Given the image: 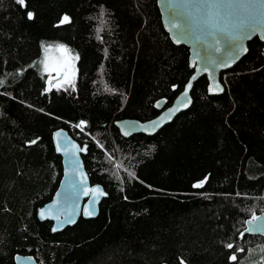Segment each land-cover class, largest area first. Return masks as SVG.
I'll return each instance as SVG.
<instances>
[{
	"label": "trees",
	"instance_id": "16d2710c",
	"mask_svg": "<svg viewBox=\"0 0 264 264\" xmlns=\"http://www.w3.org/2000/svg\"><path fill=\"white\" fill-rule=\"evenodd\" d=\"M51 45L79 57L71 91L49 87L41 61ZM247 47L221 73V94H209L201 76L187 110L153 135L125 138L115 120L153 118L192 73L189 50L170 40L156 0H0V264H16V254L39 264L264 257V237L240 235L264 211V44L255 37ZM58 128L87 145L89 180L107 196L96 217L51 232L36 210L62 175Z\"/></svg>",
	"mask_w": 264,
	"mask_h": 264
},
{
	"label": "water",
	"instance_id": "95a60500",
	"mask_svg": "<svg viewBox=\"0 0 264 264\" xmlns=\"http://www.w3.org/2000/svg\"><path fill=\"white\" fill-rule=\"evenodd\" d=\"M156 3L170 40L188 48L192 73L170 105L164 107V99L156 102L158 108H164L153 118L115 120L114 125L125 138L139 133L153 135L187 110L192 104L193 84L201 76L207 78L209 94H221L224 91L221 73L231 69L246 54L248 42L253 38H259L264 44V0H156ZM249 24L254 26L250 38L240 27L246 29ZM225 26L227 35L218 31ZM189 83L190 89L187 88ZM52 142L61 156L62 175L52 198L37 208L36 216L40 221L52 222L51 232H59L75 224L80 217H96L107 192L100 184H91L89 180L82 159L87 152L86 144L80 145L64 128L52 132ZM97 188L105 195H99ZM89 211L93 214L86 215ZM255 216L258 219L254 223H248L252 216L245 221L241 234L264 237V211ZM250 228L252 230L248 231ZM14 260L16 264H39L28 254H16Z\"/></svg>",
	"mask_w": 264,
	"mask_h": 264
},
{
	"label": "rangeland",
	"instance_id": "374dc122",
	"mask_svg": "<svg viewBox=\"0 0 264 264\" xmlns=\"http://www.w3.org/2000/svg\"><path fill=\"white\" fill-rule=\"evenodd\" d=\"M47 48L50 50L47 53H45L44 51L43 60L41 61L42 70L46 73H50L49 79L59 76L60 79H58V81L54 83L55 90L57 91L73 90L74 89L73 86L75 85L74 81H75V71H76L75 58L72 55H70L68 52L60 50L59 45H51L48 46ZM46 57L48 64L47 69H45L43 63ZM261 247L259 250H261L262 252ZM242 263L264 264V257L262 256V254L259 253V255L255 258L245 257V261Z\"/></svg>",
	"mask_w": 264,
	"mask_h": 264
},
{
	"label": "snow or ice",
	"instance_id": "6c2138e0",
	"mask_svg": "<svg viewBox=\"0 0 264 264\" xmlns=\"http://www.w3.org/2000/svg\"><path fill=\"white\" fill-rule=\"evenodd\" d=\"M16 3L20 4L21 6H24V4H25V0H16ZM28 18H29V19H32V13H31V12L28 13ZM68 20H69V18H68L67 16H65V17L63 18V22H68ZM174 26H175V25H174ZM240 27H242V30L244 31V34L247 35V36L250 38L251 31L254 30V26L251 25V24H249V25L247 26L246 29H244L243 26H240ZM187 28H188V25H187V23H186V24H185V30H186V31H187ZM218 31L227 35V33H228L227 26L222 27V28H219ZM59 48H60V50L65 51V52L69 51V50H68L65 46H63V45H60ZM49 50H50V49H48V48H45V49H44L45 53H47ZM75 59H79V57L76 56ZM43 63H44V67H45V69H47V68H48L47 57L45 58V61H44ZM65 79H66V77H65ZM49 83H51V82L49 81ZM2 84H3V81L0 80V85H2ZM73 87H74V86H73ZM191 87H192V85H191V83H189V84L187 85V88L190 89ZM57 89H58V86H57ZM220 90L222 91V89H220ZM184 95H185V97H187V91H185ZM185 106H186V105H185ZM83 124H84V122L82 121V122H80V125H78V126H82ZM33 143H35V141H33ZM58 147H59V144H58ZM117 167H120V165H117ZM125 171H127V169H125ZM128 174H129V176H133V177L135 176V173H132V172H129ZM194 187H197V188L202 187V183H198V184L194 185ZM95 191L98 192L99 195H101V196L105 195V193H104L101 189H99V188L95 189ZM92 214H93V213L90 212V211H89V212H86V215H92ZM43 215H44V213L41 212V216H43ZM257 219H258V218H257L255 215H253V216H252V220L249 221L248 223H250V224H251V223H254ZM251 230H252L251 228L248 229V231H251ZM241 238H243V233L241 234ZM226 247H227L229 250H231V249L234 248V245L229 243V244L226 245ZM237 251H238V252H243L244 249L240 248V249H237ZM262 251H264V249H262ZM229 259H230L231 261L235 262V261L237 260V256H236V254H232V255H230Z\"/></svg>",
	"mask_w": 264,
	"mask_h": 264
},
{
	"label": "flooded vegetation",
	"instance_id": "af4514ba",
	"mask_svg": "<svg viewBox=\"0 0 264 264\" xmlns=\"http://www.w3.org/2000/svg\"><path fill=\"white\" fill-rule=\"evenodd\" d=\"M76 70V69H75ZM48 74V81H50L51 83H48L49 84V87H51V88H55L54 87V83H56L57 81H58V79H60L59 78V76H57V77H54V78H52V79H49V77H50V73H47ZM75 77H76V71H75ZM75 82V81H74ZM74 87H75V85H74ZM57 91V90H56ZM63 91H66V90H63Z\"/></svg>",
	"mask_w": 264,
	"mask_h": 264
},
{
	"label": "built area",
	"instance_id": "2783aa9c",
	"mask_svg": "<svg viewBox=\"0 0 264 264\" xmlns=\"http://www.w3.org/2000/svg\"><path fill=\"white\" fill-rule=\"evenodd\" d=\"M83 120H81V121H79V123H78V125H80V122H82ZM84 122V121H83ZM85 125V122H84V124L82 125V126H78V128H81V127H83Z\"/></svg>",
	"mask_w": 264,
	"mask_h": 264
}]
</instances>
